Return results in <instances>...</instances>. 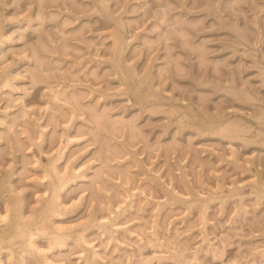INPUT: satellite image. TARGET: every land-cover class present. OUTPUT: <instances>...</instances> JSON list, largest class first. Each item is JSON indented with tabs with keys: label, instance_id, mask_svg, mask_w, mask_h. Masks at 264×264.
<instances>
[{
	"label": "rangeland",
	"instance_id": "rangeland-1",
	"mask_svg": "<svg viewBox=\"0 0 264 264\" xmlns=\"http://www.w3.org/2000/svg\"><path fill=\"white\" fill-rule=\"evenodd\" d=\"M47 1L0 0V211L19 198L43 216V172L57 183L50 159L68 135L57 168L81 178L58 191L68 210L55 223L73 239L43 255L37 231L20 257L15 238L0 264H264V0ZM93 110L125 127L95 126ZM225 122L251 128L219 137Z\"/></svg>",
	"mask_w": 264,
	"mask_h": 264
},
{
	"label": "bare ground",
	"instance_id": "bare-ground-1",
	"mask_svg": "<svg viewBox=\"0 0 264 264\" xmlns=\"http://www.w3.org/2000/svg\"><path fill=\"white\" fill-rule=\"evenodd\" d=\"M44 1H47V0H44ZM43 0H37V4L38 3H42V2H44ZM50 1V0H49ZM69 1V0H68ZM48 2V1H47ZM99 2H100V0H99ZM63 3V2H62ZM68 3V2H67ZM69 3H71V2H69ZM39 5V4H38ZM69 5V7H70V4H68ZM102 5H104V4H102ZM104 7V6H103ZM115 35V34H114ZM118 35V34H117ZM117 35H115L116 37H117ZM180 35H181V33H180ZM114 36V38H116ZM182 36H185V34L184 35H181V37ZM117 40H118V38H116ZM115 39V40H116ZM183 39H185V38H183ZM116 40V41H117ZM184 43H187V42H185V41H183ZM2 43V42H1ZM119 43H120V41H119ZM113 44H115V42L113 43ZM116 44H118V41L116 42ZM119 45V44H118ZM115 47V46H114ZM115 51H117V48H116V50ZM118 53H119V50H118ZM201 53V52H200ZM114 54V53H113ZM117 54V53H116ZM120 54V53H119ZM114 57V56H113ZM112 57V58H113ZM120 59H121V56H120ZM119 59V60H120ZM118 60V59H117ZM40 61V60H39ZM41 62V61H40ZM40 62H38V63H40ZM111 62H113L112 60H111ZM119 63V62H118ZM41 64V63H40ZM112 64V63H111ZM117 64V63H116ZM177 64V63H176ZM113 65V64H112ZM114 66H115V64H114ZM120 66V65H119ZM118 66V67H119ZM131 66V65H130ZM117 67V66H116ZM127 67H129V66H127ZM129 70H130V67L128 68ZM119 70H120V68H119ZM119 70H118V72H119ZM132 70V69H131ZM128 72V71H127ZM120 73V72H119ZM129 73V72H128ZM132 73V72H131ZM137 73V72H136ZM34 74V73H33ZM122 74V73H121ZM120 74V75H121ZM130 74V73H129ZM133 74H134V72H133ZM132 75V74H131ZM130 75V76H131ZM32 76V75H31ZM134 77H136V75H133ZM33 77V76H32ZM120 77V76H119ZM121 78V80L122 79H124V77L122 78V76L120 77ZM130 78H132V76L130 77ZM137 78V77H136ZM146 78V77H145ZM145 78H143V79H145ZM36 79H37V77H36ZM147 79H149V78H147ZM33 80V79H32ZM128 80V79H127ZM134 80V79H133ZM136 80V79H135ZM134 80V81H135ZM138 80V79H137ZM140 80V79H139ZM137 81V82H139V87L141 86V83H142V81H141V83H140V81ZM33 81H35V80H33ZM125 81V80H124ZM145 81H146V83L148 82L146 79L144 80V82L143 83H145ZM150 81H151V79H150ZM126 82V81H125ZM136 82V83H137ZM127 83V82H126ZM135 83V82H134ZM142 83V84H143ZM124 84V83H123ZM135 85H137V84H135ZM137 85V86H138ZM128 86V85H127ZM151 86V85H150ZM136 87V86H135ZM139 87H137V88H139ZM132 88V87H131ZM142 88V87H141ZM140 88V89H141ZM125 89V88H124ZM133 89H135L134 87H133ZM137 90V91H136ZM139 89H135L134 90V92H136L135 94L136 95H138L140 92L138 91ZM125 91H126V89H125ZM147 91H149V90H147ZM147 91H145V92H147ZM134 92H132V94L134 93ZM77 94L78 93H76L75 91H71V92H69V94H67L65 91H61V90H58L57 92H54V94L53 95H51L52 96V100H53V97L55 98V97H57L58 98V96L60 95V96H62L61 97V99L60 100H63L64 99V101H67L68 103H71V105L74 103H76L77 102V97L79 98L80 96H79V94H78V96H77ZM142 94L143 95H138L139 97H136L137 99H141L140 97H143V99H144V97H145V93H143L142 92ZM145 94V95H144ZM150 95H154V92L152 93V94H150ZM157 95V94H156ZM159 96H160V94H159ZM246 96H248V95H246ZM147 97H149V98H151L150 96H146L145 97V100H149V99H147ZM156 97H158V96H156ZM161 97H162V94H161ZM160 97V98H161ZM57 98H55L54 100H56ZM152 98H154V99H156L155 98V95L154 96H152ZM159 98V99H160ZM163 99H164V97H162ZM162 98H161V100H162ZM158 98H157V100H156V102L159 100ZM78 100H80V98L78 99ZM142 100V99H141ZM57 101V100H56ZM63 101V103L62 104H64V103H67V102H64ZM149 101H152V100H149ZM59 102V101H58ZM142 102H144V100H142ZM146 102V101H145ZM148 102V101H147ZM153 102H154V100H153ZM152 102V103H153ZM139 103H141V102H139ZM152 103H150V102H148V105L149 104H152ZM145 104V103H144ZM143 104V106H145ZM163 104V103H162ZM69 105V108L71 107L70 106V104H68ZM84 105V104H83ZM82 105V106H83ZM147 105V106H148ZM75 106V105H74ZM76 106H78L77 105V103H76ZM81 106V107H82ZM154 106V105H153ZM157 106V104L155 105V109H158L159 110V108H157L156 107ZM81 107H77V108H74V107H71V108H74V109H72V110H76V109H79V108H81ZM84 107H88V105L87 106H85L84 105ZM84 107H82L81 109H80V111H82L83 109H84ZM159 107V106H158ZM148 109H149V107H147ZM151 108H154V107H151ZM69 110V109H68ZM71 110V109H70ZM69 110V111H70ZM87 111V113L86 114H88V109H86ZM150 110V109H149ZM170 110V109H169ZM175 110V109H174ZM173 110V111H174ZM80 111H79V114H80ZM84 111V110H83ZM94 111V110H93ZM91 112L90 111V114H89V117H90V119H88V121L89 120H91L92 122H94L96 125L95 126H100V127H102L101 126V124L103 123H106L107 121H109V122H107V124H109L110 123V127H113V130H114V127H116V125H117V123L119 124V125H121V126H119V129L123 126V128L125 127L124 125L126 124L124 121H123V119L122 118H120V117H118V118H112V119H109V117L107 116V114H105V112H104V110H102V111H97V110H95L94 112ZM152 111H155L154 109H151V112ZM160 111V110H159ZM176 111H178L177 109H176ZM175 111V112H176ZM76 112V111H75ZM78 112V111H77ZM150 112V111H149ZM175 112H173L174 114H175ZM73 113H74V111H73ZM167 113L168 114H170V116H174V115H172V110H171V112L169 113V111H167ZM176 113H179V111L178 112H176ZM261 113V112H260ZM260 113L258 114L259 116H262V115H260ZM263 113V112H262ZM66 114H68V113H66ZM70 114H72V113H70ZM69 114V115H70ZM75 114V113H74ZM78 114V113H77ZM79 114H78V117H75L76 119L77 118H79L80 120L82 119V117L80 118L79 117ZM105 114V115H104ZM182 115V114H181ZM180 115V116H181ZM207 115V114H206ZM206 115L204 116L205 118H206ZM257 115V116H258ZM263 115H264V113H263ZM76 116V115H75ZM179 116V115H178ZM217 116V115H216ZM215 116V118H217ZM257 116H255V117H257ZM258 116V117H259ZM176 117V116H175ZM183 117H184V114H183V116H182V119H183ZM207 117H209V116H207ZM211 117V116H210ZM209 117V118H210ZM15 118V117H14ZM194 118V117H193ZM199 118V117H198ZM197 118V120L200 122V119H198ZM213 118V117H212ZM262 118V117H261ZM263 118H264V116H263ZM71 119H73L72 117H71ZM175 119V118H174ZM173 119V120H174ZM177 119V118H176ZM181 119V120H182ZM192 119V118H191ZM196 119V118H195ZM202 119H204V118H202ZM201 119V120H202ZM84 120H86V119H83V121ZM178 120V119H177ZM177 120H176V124L178 125V124H180V123H177ZM206 120H208L207 118H206ZM213 120H215V119H213ZM217 120V119H216ZM87 121V120H86ZM87 121V122H88ZM106 121V122H105ZM188 121H191V120H188ZM197 121V122H198ZM203 121V120H202ZM210 121L212 122V119H210ZM209 121V122H210ZM90 122V121H89ZM88 122V123H89ZM179 122V121H178ZM194 122V121H193ZM195 122H196V120H195ZM206 122H208V121H206ZM182 124L183 123H185L184 121L183 122H181ZM186 123H187V120H186ZM185 123V124H186ZM192 123V122H191ZM201 123H203V122H201ZM201 123H200V125H201ZM116 124V125H115ZM184 124V125H185ZM188 124V123H187ZM187 124H186V126H187ZM193 125L195 124L196 125V123H192ZM192 124H190V125H192ZM198 124V123H197ZM222 124V123H221ZM221 124H219V125H221ZM243 124V123H242ZM106 125V124H105ZM115 125V126H114ZM183 125V126H184ZM189 125V124H188ZM203 125V124H202ZM201 125V126H202ZM244 125H246V123H244ZM104 126V125H103ZM179 126V125H178ZM206 126H207V123H206ZM211 126V125H210ZM214 126V125H213ZM118 127V126H117ZM128 127H130V125H128ZM189 127V126H188ZM193 127H195V126H193ZM196 127H197V125H196ZM246 127H247V125H246ZM246 127H244V126H240V123H235V122H231V123H229V124H226V122H225V125L223 124L222 126H220V127H218V129L216 130V131H218L217 133H216V135L218 136V135H222V136H219V137H223V136H228V137H235V138H237L238 136H239V134H240V132L242 133V131H243V135H245V133H247L248 132V130L247 129H245ZM104 128V127H103ZM122 128V129H123ZM131 128V127H130ZM197 128H199V127H197ZM207 128V127H206ZM248 128V127H247ZM251 128V127H250ZM250 128H248V129H250ZM78 130H80L79 128H77ZM76 129V130H77ZM118 129V128H117ZM117 129H115V130H117ZM134 129V128H133ZM136 129V128H135ZM135 129H134V133H136L137 132V130H136V132H135ZM210 129V128H209ZM66 130V129H65ZM107 130V132H108V129H106ZM111 132H112V129H109ZM124 130V129H123ZM129 130H131V129H129ZM129 130H127V131H129ZM139 130V129H138ZM199 130V129H198ZM205 130V129H204ZM213 130H215V128L213 129ZM212 130V131H213ZM245 130H246V132H245ZM88 131H89V129H88ZM118 131V130H117ZM132 131V130H131ZM201 131V130H200ZM206 131V130H205ZM211 131V130H210ZM211 131V132H212ZM215 131V132H216ZM254 131H257V130H254ZM90 132V131H89ZM203 132V131H202ZM206 132H208V130L206 131ZM214 132V133H215ZM132 133V135H134V133H133V131L131 132ZM130 132H129V134H131ZM138 133V132H137ZM254 133V132H253ZM252 133V134H253ZM261 132H259V134H260ZM93 134V133H92ZM213 134V133H212ZM248 134V133H247ZM251 134V133H250ZM251 134V135H252ZM257 134V135H256ZM263 134H264V132H263ZM263 134L261 135H259V136H263ZM240 135H242V134H240ZM257 136V137H259L258 136V131L254 134V136ZM63 136V135H62ZM135 136V135H134ZM237 136V137H236ZM6 137V136H5ZM64 137V136H63ZM93 137H94V135H93ZM96 137V136H95ZM251 137V136H250ZM250 137H249V139H250ZM257 137H254L255 138V140H256V138ZM67 138H68V140L66 139V143L64 144V145H62V146H60V149H59V147H58V149H57V154H56V157H54V158H51L50 159V162H51V164H50V167H49V169H51V172L53 173L52 175H55L57 178V183H54V181H52L50 178H49V176H51V175H49V174H46V173H44L43 172V174H44V176L45 175H47V177H48V179H47V177H46V182L48 181L49 182V185H50V187H48V189H46V191H49L51 194V196L50 197H47V198H45V197H43V199H41V200H43L42 201V203H41V205L39 206V208L38 209H36V213H38V216H41V215H39V214H42L43 216L42 217H40V218H38L37 219V217H35L34 219L32 218V217H26L25 215H24V213H23V211L21 210V201H19V200H21V199H19V198H17V200H12V199H6V200H4V209L2 210V211H0V247H3L4 246V244H6V243H8L9 241L11 242L12 240H14L15 238H19V239H21L20 241H22L21 243H24V245H22L21 243L19 244V246L20 245H22V246H20V250L19 251H17V254H18V256H20V257H24V255H25V253H26V248H29V249H34L35 248V241H36V239L38 238V236H39V233L40 232H43L44 234H46V237H47V239H46V242H47V244H46V249L43 251V255H45L46 254V252L47 251H52L54 248H58V247H60V246H62L63 244H65L66 243V241L68 240V239H71V238H69L70 237V235L71 234H69L67 231L68 230H70V229H72L73 227L72 226H70V225H67L68 227H66L65 225H61V224H58V223H55L56 222V220L55 219H59V218H62V215H63V213H65V209L64 208H66L64 205H63V203H62V201L60 200V196H59V193H58V191L59 190H62L66 185V183L67 182H70L69 181V179L70 178H73V177H75V178H73V180H75V179H77L76 177H78L79 175L81 176V174H79L78 176H73V177H71V176H69L71 173V171H69V175H65L64 173H62V174H64V175H61L60 174V171L58 170V168H57V162L59 161V159L60 158H63L62 156H63V154H64V150H65V148H67V145L69 144V142L71 141V139H73L72 137L70 138V136H68L67 135ZM70 138V139H69ZM132 137H129V139H131ZM238 138H242L241 136H239ZM244 138V137H243ZM262 138V137H261ZM264 138V137H263ZM262 138V139H263ZM6 139H7V137H6ZM61 139V138H60ZM96 139H99L100 140V137L99 138H96ZM102 139V138H101ZM245 139V138H244ZM244 139H242L243 141H244ZM249 139H247V140H249ZM252 139H253V137H251V141H252ZM8 140H11L10 142H12V143H16L15 145H16V147H17V144H20L19 143V139H18V137L14 134V132H12L11 133V135L10 134H8ZM62 140V139H61ZM246 140V141H247ZM254 140V141H255ZM259 140V139H258ZM65 141V140H64ZM72 141H75V140H72ZM102 141V140H101ZM101 141H100V144H101ZM251 141H248V142H250L251 143ZM257 141V140H256ZM263 141V140H262ZM262 141L259 143V145L262 143ZM75 142H77V141H75ZM124 142V141H123ZM12 143H10V144H12ZM60 143V142H59ZM125 143V142H124ZM247 143V142H246ZM257 143V142H256ZM102 144L104 145L105 144V139H104V142H102ZM102 144L100 145V146H102ZM126 144V143H125ZM253 144H255V143H253ZM264 143H262V145H263ZM106 145V144H105ZM257 145H258V143H257ZM10 146H13V147H15L14 145H10ZM122 146V145H121ZM124 146V145H123ZM126 146V145H125ZM261 146V145H260ZM102 147H105V146H102ZM107 147V149H109L111 146H106ZM100 149H101V147H99ZM112 149H114L115 148V146H113V147H111ZM15 149H17V148H15ZM19 149V148H18ZM15 151V150H14ZM2 154V153H1ZM47 168H48V166H47ZM68 170V169H67ZM74 170V169H73ZM244 170V169H243ZM247 170H248V168H247ZM255 171V174L256 175H253V176H256V178L258 177V179H256V180H258L259 182H262L263 181V178H261V177H259L260 175V173H261V171L260 170H254ZM63 172H65V171H63ZM73 172V171H72ZM65 173H67V171L65 172ZM7 174V173H6ZM6 174H4V175H2L3 177H5V181L6 180H8V183H10V180H9V178H10V175H6ZM11 174V173H10ZM43 174H42V176H43ZM75 173H73V174H71V175H74ZM252 174H254L253 172H252ZM49 175V176H48ZM43 176V179L45 178ZM79 176V177H80ZM78 177V178H79ZM81 178V177H80ZM82 178H83V176H82ZM256 181H254V183H255ZM259 182H256V184L257 183H259ZM12 184V183H11ZM48 184V183H47ZM263 184V183H262ZM261 184V185H262ZM5 185H7V184H5ZM257 185H260V183L259 184H257ZM261 185L259 186V187H261ZM10 186V185H9ZM220 187V186H219ZM11 189V188H10ZM10 189H9V192H10ZM50 189V190H49ZM12 190V189H11ZM45 191V190H44ZM232 191H233V189H232ZM257 191V190H256ZM3 192V191H2ZM45 193V192H44ZM46 194V193H45ZM54 194H57L56 196H53ZM11 195H12V193H11ZM1 196V195H0ZM13 196V195H12ZM45 196V195H44ZM126 197H127V195H126ZM130 197V196H129ZM196 196H194V198H195ZM199 197V196H198ZM7 198V197H6ZM12 198V197H11ZM15 198V197H14ZM124 198H125V196L124 197H122V199L120 200V202L122 203L123 201L125 202V200H124ZM128 198V197H127ZM200 198V197H199ZM19 199V200H18ZM79 199V198H78ZM126 199V198H125ZM190 199V198H189ZM201 199V198H200ZM129 200V199H128ZM127 200V201H128ZM39 201V200H38ZM72 201V200H71ZM75 201V200H74ZM195 202L196 203V201L195 200H192V202ZM73 202V201H72ZM192 202H190V204H192ZM20 203V204H19ZM38 203H40V202H38ZM56 203V204H55ZM68 203V202H67ZM76 203V202H75ZM127 203V202H126ZM72 205H73V203H71ZM188 204V203H187ZM190 204H188V206L190 205ZM197 204V203H196ZM200 204V203H199ZM65 205H66V203H65ZM69 205V204H68ZM187 206V207H188ZM198 206V204L196 205V207ZM202 205H200V207H201ZM198 209H199V207H197ZM32 209H34V207H32ZM31 209V210H32ZM72 209V208H71ZM201 209V208H200ZM199 209V210H200ZM66 210H68L67 208H66ZM74 210V209H73ZM202 210V209H201ZM2 212H4V213H2ZM31 213V212H30ZM33 214V213H32ZM37 216V215H36ZM50 217V218H49ZM30 218V219H29ZM94 220H92V222H93ZM95 221H96V219H95ZM58 222V221H57ZM93 224H95V222L93 223ZM35 225V226H34ZM90 225H92V224H90ZM34 226V227H33ZM94 226V225H93ZM65 227V228H64ZM72 227V228H71ZM63 229L65 230V232H63ZM75 229V228H74ZM67 230V231H66ZM39 233H38V232ZM73 232V231H72ZM77 233V232H76ZM79 233V232H78ZM41 234V233H40ZM80 234V233H79ZM78 235V234H77ZM79 236H81V235H79ZM83 236V235H82ZM80 238V237H79ZM18 239V240H19ZM73 239V238H72ZM71 239V240H72ZM75 239V238H74ZM81 240V239H80ZM9 242V243H10ZM13 242V241H12ZM73 242V241H72ZM76 242V241H75ZM77 242H79L78 240H77ZM76 242V243H77ZM82 243L81 244H84V243H86L85 242V239H84V236H83V238H82V241H81ZM84 242V243H83ZM5 247V246H4ZM28 253H30V252H27V254ZM13 254V253H12ZM11 254V255H12ZM9 255H10V252H9ZM11 258V257H10ZM0 261H1V259H0Z\"/></svg>",
	"mask_w": 264,
	"mask_h": 264
}]
</instances>
